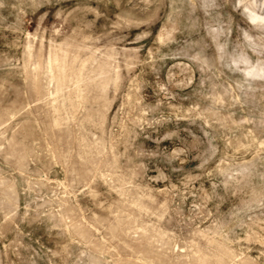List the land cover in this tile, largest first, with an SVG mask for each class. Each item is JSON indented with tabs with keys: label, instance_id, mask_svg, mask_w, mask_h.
<instances>
[{
	"label": "rangeland",
	"instance_id": "1",
	"mask_svg": "<svg viewBox=\"0 0 264 264\" xmlns=\"http://www.w3.org/2000/svg\"><path fill=\"white\" fill-rule=\"evenodd\" d=\"M0 264H264V0H0Z\"/></svg>",
	"mask_w": 264,
	"mask_h": 264
}]
</instances>
